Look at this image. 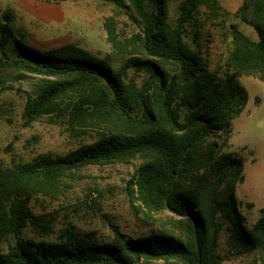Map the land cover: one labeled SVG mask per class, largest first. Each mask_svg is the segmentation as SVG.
I'll return each instance as SVG.
<instances>
[{
	"label": "trees",
	"instance_id": "1",
	"mask_svg": "<svg viewBox=\"0 0 264 264\" xmlns=\"http://www.w3.org/2000/svg\"><path fill=\"white\" fill-rule=\"evenodd\" d=\"M102 1L130 8L140 25L130 41L133 54L117 69L75 43L39 51L18 38L8 11L0 15V72L9 68L23 70L21 78L28 72L45 77L24 103V124L55 114L77 136L108 124L95 140L65 154H41L0 168V239L14 236L0 252V264H138L141 259L222 264L216 251L220 232L230 250L254 253L257 264H264V206L248 226L236 196L244 180L243 159L224 150L231 120L248 100L238 77L256 74L264 83V0H243L238 7L257 39L231 24L223 70L211 67L196 39L198 28L191 31L192 44L187 40L198 9L216 14L222 10L218 0H179L173 24L165 0ZM107 36L115 46L111 28ZM130 68L143 72L141 83L128 78ZM136 158L140 163L127 187L130 205L168 211L180 233L150 230L133 237L111 225L113 236L100 240L68 224L55 240L21 236L32 216V191L49 192L72 169Z\"/></svg>",
	"mask_w": 264,
	"mask_h": 264
},
{
	"label": "rangeland",
	"instance_id": "2",
	"mask_svg": "<svg viewBox=\"0 0 264 264\" xmlns=\"http://www.w3.org/2000/svg\"><path fill=\"white\" fill-rule=\"evenodd\" d=\"M243 0H218L222 10L213 14L205 7L198 9L195 24L189 27L187 40L196 38L212 68L222 70L231 50L230 25L251 39L257 35L252 26L242 21L237 9ZM179 0H165L166 18L173 24L178 16ZM30 11L16 5L14 0H0V15L8 11L11 25L18 38L39 50L75 43L94 56L107 60L114 69L133 54L131 39L140 33V25L130 8H121L102 0H32ZM50 5H60L51 11ZM39 18V19H38ZM107 28L115 34L116 45L108 40ZM23 70L2 68L0 72V168L32 161L41 154L62 155L89 143L107 130L106 122L90 126L83 135L72 134L67 120L55 114L43 115L29 125L24 124L22 111L29 95L45 79ZM128 78L141 83L143 72L127 70ZM238 81L246 88L248 100L243 110L231 120L229 146L243 159L244 180L236 186L239 209L251 226L264 206V83L256 74L241 75ZM103 125V126H102ZM106 127V128H105ZM140 163L87 165L67 171L58 178L55 188L47 193L32 191L28 207L32 216L23 227L21 236L33 240H55L61 229L73 224L84 234L91 232L100 240L113 236L111 225L130 236L150 230L180 233L177 218L166 210L146 211L132 207L128 197V181ZM217 239V253L222 264H257L254 253L230 250L225 233ZM14 236L0 239V252L7 251ZM138 264H180L175 259L144 260Z\"/></svg>",
	"mask_w": 264,
	"mask_h": 264
},
{
	"label": "crops",
	"instance_id": "3",
	"mask_svg": "<svg viewBox=\"0 0 264 264\" xmlns=\"http://www.w3.org/2000/svg\"><path fill=\"white\" fill-rule=\"evenodd\" d=\"M14 2L16 5H20L22 8L30 11L31 5H28V4H30L32 2V0H14ZM48 9L55 12L56 10L60 9V5H50V7Z\"/></svg>",
	"mask_w": 264,
	"mask_h": 264
}]
</instances>
